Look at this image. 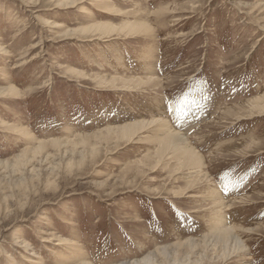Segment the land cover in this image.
<instances>
[{
  "label": "rangeland",
  "instance_id": "1",
  "mask_svg": "<svg viewBox=\"0 0 264 264\" xmlns=\"http://www.w3.org/2000/svg\"><path fill=\"white\" fill-rule=\"evenodd\" d=\"M60 2L0 0V264H264V0Z\"/></svg>",
  "mask_w": 264,
  "mask_h": 264
},
{
  "label": "bare ground",
  "instance_id": "2",
  "mask_svg": "<svg viewBox=\"0 0 264 264\" xmlns=\"http://www.w3.org/2000/svg\"><path fill=\"white\" fill-rule=\"evenodd\" d=\"M65 2H60L58 5V7H61V8H64V9H71V8H75L76 5H78L81 0H64ZM49 24H52L51 22H48ZM53 25V24H52ZM137 25V24H136ZM134 26V25H133ZM141 26V25H140ZM54 27H57L54 25ZM145 27V25H144ZM143 27V28H144ZM98 28V27H97ZM101 28L103 29H108L110 28L109 25H103L101 26ZM136 28V27H135ZM1 40V39H0ZM6 49L3 48L2 46H0V55H4V53H6ZM264 107V106H263ZM263 109V108H262ZM160 121V120H159ZM160 124L162 125V123L160 122ZM159 124V125H160ZM166 126V125H165ZM134 127V126H133ZM146 127V126H145ZM132 127H126L124 129H122L121 133L123 136H129L131 133L130 130H131ZM139 129V128H138ZM112 131V130H111ZM118 131V130H117ZM135 131V130H134ZM136 132V131H135ZM172 133V132H171ZM173 134V133H172ZM171 135V134H170ZM174 136V135H173ZM168 137L169 139V142H176L178 144H180L181 146L186 143V142H183L185 139L181 136V135H176V137ZM182 147H179L177 149H181ZM179 152L181 153V151L179 150ZM222 205V204H221ZM219 207V204L218 206ZM218 221V220H217ZM219 227L216 228V230L214 231V233L216 234V237H217V241L221 242L222 243V246H224V260L227 259L228 257H230L231 255H233V249H236L237 251H239L243 246H242V242L238 239V237L235 235V230L232 228H226L224 227L222 224H219L218 225ZM233 233V234H232ZM230 239H233L232 243L229 244V240Z\"/></svg>",
  "mask_w": 264,
  "mask_h": 264
}]
</instances>
